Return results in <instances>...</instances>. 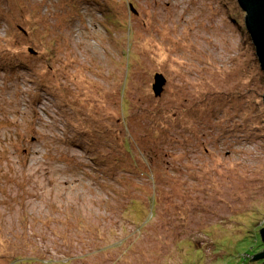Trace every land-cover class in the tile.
Listing matches in <instances>:
<instances>
[{
	"label": "rangeland",
	"instance_id": "1",
	"mask_svg": "<svg viewBox=\"0 0 264 264\" xmlns=\"http://www.w3.org/2000/svg\"><path fill=\"white\" fill-rule=\"evenodd\" d=\"M117 1L0 0L2 46L39 55L0 71V264L264 263L248 262L264 227V74L244 13L106 11ZM42 76L65 107L38 94Z\"/></svg>",
	"mask_w": 264,
	"mask_h": 264
},
{
	"label": "trees",
	"instance_id": "2",
	"mask_svg": "<svg viewBox=\"0 0 264 264\" xmlns=\"http://www.w3.org/2000/svg\"><path fill=\"white\" fill-rule=\"evenodd\" d=\"M2 1V0H1ZM11 1V0H10ZM74 0H71V2L72 3H75V2H73ZM113 1V0H112ZM125 3H128L129 5H132V1L131 0H118L117 1V4L116 5H120V9L119 8H115V5H114V3L113 4H109V3H106L107 5H106V11H109V10H112V6L114 7V10L115 9H117L118 11H122L123 12V5H125ZM133 6V5H132ZM240 9V8H239ZM0 20H1V18H3L4 17V15H3V13L0 11ZM125 13V12H124ZM113 14V13H112ZM106 15H108V14H106ZM129 15V14H128ZM1 21H3V20H1ZM124 25V24H123ZM121 27H122V24H121ZM39 31H44V30H40L39 29ZM58 31V30H57ZM32 34L31 33H29V37L31 36ZM127 39H128V46L130 45V33H128L127 34ZM2 43L3 42H1L0 43V71L1 72H4V73H8V74H11V70L9 69V68H11V65H13V64H11L12 62H16V64H17V66H19L20 68H19V70L20 69H22V65H23V67L25 68V69H27L28 68V70L29 71H31V69L29 68V64L27 63V60H26V58L27 59H35V58H32V56L34 55V56H36L37 55V52L35 51V49L34 48H27L26 47V49L25 48H23L22 49V51L21 50H19L21 47H15V46H11L10 48H5L4 46H2ZM33 44V43H32ZM34 45V44H33ZM129 50L126 52V54H127V56L129 57ZM9 55H11L12 56V58H15V59H12V58H10V61H6V59H7V57L9 56ZM33 56V57H34ZM37 56H39V55H37ZM36 56V57H37ZM51 60H53L52 59V57H51ZM6 61V62H5ZM7 62H10V64H8ZM46 62H47V64H46V67L48 68V69H50V66H49V64H48V62H50L49 61V59L47 58V60H46ZM5 63H7V65L5 64ZM128 74H129V71H128V66H127V69H126V77L128 76ZM47 80L48 79H45V77L44 76H42V78L40 79V83H42V85H43V87L45 88V89H47L46 90V92H45V90L44 91H40V93H38V94H40V95H44V97H48V98H50V97H53L54 98V100L56 101V100H58L59 101V103L60 104H62V107H65L66 106V101H65V99L64 98H60L59 96H58V93L55 91V89H54V87H53V85H51L50 83H48L47 82ZM57 99H56V98ZM33 98V97H32ZM52 98V99H53ZM43 99L44 98H42V100H39L37 97H34L33 99H31L30 101L31 102H34L35 104H40V102L41 101H43ZM59 110V109H58ZM59 113H60V110H59ZM260 240H261V238H260ZM261 248L259 249V251H261V252H263L264 251V245L262 244V242L260 241V245H259ZM192 252V251H191ZM27 254V253H26ZM23 256H25V255H23ZM23 256H21V255H17V256H15V257H13L12 259H10V262H8V264H21V263H25V264H27V263H32V259H29V258H27V257H23ZM26 259V260H25Z\"/></svg>",
	"mask_w": 264,
	"mask_h": 264
},
{
	"label": "water",
	"instance_id": "3",
	"mask_svg": "<svg viewBox=\"0 0 264 264\" xmlns=\"http://www.w3.org/2000/svg\"><path fill=\"white\" fill-rule=\"evenodd\" d=\"M238 6L244 13V29L248 34L255 54L260 65V69L264 74V0H236ZM132 7V6H131ZM165 79L161 75L154 77L153 92L158 96L163 90ZM264 104V95H263ZM261 242L264 245V227L259 230ZM264 261V251L253 255V258L248 262L255 260ZM264 264V263H262Z\"/></svg>",
	"mask_w": 264,
	"mask_h": 264
}]
</instances>
